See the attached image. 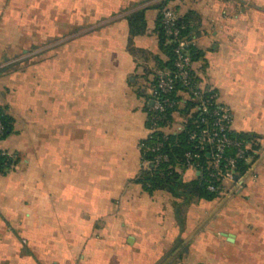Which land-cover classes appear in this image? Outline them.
Returning a JSON list of instances; mask_svg holds the SVG:
<instances>
[{
    "label": "crops",
    "instance_id": "0c3cea01",
    "mask_svg": "<svg viewBox=\"0 0 264 264\" xmlns=\"http://www.w3.org/2000/svg\"><path fill=\"white\" fill-rule=\"evenodd\" d=\"M165 2L191 14L199 84L264 150V0H0V107L13 119L0 148L18 158L0 175V264H264L263 160L213 200L136 181Z\"/></svg>",
    "mask_w": 264,
    "mask_h": 264
},
{
    "label": "built area",
    "instance_id": "2783aa9c",
    "mask_svg": "<svg viewBox=\"0 0 264 264\" xmlns=\"http://www.w3.org/2000/svg\"><path fill=\"white\" fill-rule=\"evenodd\" d=\"M179 19L180 16L175 10L171 8L162 10V21L166 34L176 42L174 48L175 69L161 72L155 89H152L151 114L149 117L147 116V120H150L151 123L148 127V136L156 131H164V134L167 135L183 129L181 122L179 128L173 131L174 121L170 122L166 119L169 109L176 104L167 95L172 93L176 84L180 82L187 87L188 98L195 102L194 110L200 113V121L189 136L193 143V149L184 153L183 160H177L174 164L169 163L167 169L170 170V173L190 170L200 174L203 170L201 161L204 159L206 189L211 193L225 196L241 178L237 174L239 163L245 161L251 163L253 157L248 150L249 144L231 135L234 129V116L232 110L220 102L219 93L210 89L208 91L210 94L207 96L206 88L200 84L193 85L191 82L194 62L187 49L192 42L187 37L180 35V29L176 27ZM173 116L175 118L176 113ZM164 121L165 123L161 124ZM4 132L5 125L0 120V143L3 140ZM141 147L140 142V149ZM161 147L162 143L159 142L152 149L158 152L152 161L155 166L170 161L169 155L160 151ZM0 153L11 156L9 152L1 148ZM149 163V161L142 160L141 168H147ZM236 176H238L237 179Z\"/></svg>",
    "mask_w": 264,
    "mask_h": 264
},
{
    "label": "trees",
    "instance_id": "16d2710c",
    "mask_svg": "<svg viewBox=\"0 0 264 264\" xmlns=\"http://www.w3.org/2000/svg\"><path fill=\"white\" fill-rule=\"evenodd\" d=\"M165 8H171L168 4L162 3L159 7V13L157 17V34L159 38V44L161 49L166 55V59H158L157 60V70L154 73L153 80L151 82L152 89L155 87L157 83V79L161 72L170 70L173 71L174 67V48L176 46V42L166 34L165 26L162 21V10ZM175 10V9H173ZM176 11V10H175ZM177 12V11H176ZM178 13V12H177ZM179 14V13H178ZM180 16V15H179ZM191 14L180 16V19L177 21L176 27L180 29V35L187 37L192 43L188 47V53L191 56L194 64L197 62L201 56L202 52L199 51L195 45L193 44V26ZM129 26H130V35L131 37L138 35L143 32L145 29V19L144 12L139 11L129 16ZM191 82L194 84H199V78L196 75V71L193 68L192 71V80ZM155 89V88H154ZM212 89L215 92L217 90L213 88H206V95L208 96L210 92L208 91ZM187 93V87L183 86L180 82L176 84L175 90L167 95L171 100L176 102L175 106L169 109L167 113V121L173 122L174 116L176 115L180 118L183 123V129L175 132L164 134V131H156L150 134L147 138L141 141V158L142 160L149 161V166L147 168H141L139 175L137 176L136 181L140 183L145 190L149 192H153L158 189H166L172 192H179L180 189L182 192H186L188 196L192 198L205 199V200H213L218 199L223 196H220L216 193H211L206 189V182L204 180L206 175V164L204 159L201 161L203 164V170H201L200 174L196 171L194 172V179L185 182L181 175V172H173L170 173V170L167 169L169 163H176L177 160H183L184 153L188 150L193 149V143L190 141L189 136L191 132L196 129L198 122L200 121V113L195 111L194 108L196 106L195 102L190 100L187 97L185 101L182 97V94ZM188 96V94H187ZM151 98L146 101L145 110L147 112V116L151 114ZM165 119V120H166ZM0 120L5 125V132L3 135V139L6 138L13 130V119L11 116L5 113L4 109L0 107ZM161 122V124H164ZM151 125L150 120H147V127ZM231 135L234 138L239 140H243L249 144V153L253 157L251 163L248 162H240L237 169V174L239 176L244 175L252 163L256 162L258 158L261 156V152L263 151V145L259 136L253 133L239 132L235 129L231 132ZM161 142L162 147L160 151L162 153H167L170 157L169 162H162L160 165L155 166L152 162L154 157L158 154L157 151H153V147ZM18 158L11 154L2 155L0 153V175H5L9 173L17 164ZM162 172V174H160ZM172 253V252H171ZM169 253V255L171 254ZM185 251H181L176 259H182Z\"/></svg>",
    "mask_w": 264,
    "mask_h": 264
},
{
    "label": "water",
    "instance_id": "95a60500",
    "mask_svg": "<svg viewBox=\"0 0 264 264\" xmlns=\"http://www.w3.org/2000/svg\"><path fill=\"white\" fill-rule=\"evenodd\" d=\"M151 104H152V102H151ZM237 178H238V176H236V179H237ZM226 236H227V238H228L229 241L232 242V241L234 240V239H233V237H234L233 234H226Z\"/></svg>",
    "mask_w": 264,
    "mask_h": 264
},
{
    "label": "rangeland",
    "instance_id": "374dc122",
    "mask_svg": "<svg viewBox=\"0 0 264 264\" xmlns=\"http://www.w3.org/2000/svg\"><path fill=\"white\" fill-rule=\"evenodd\" d=\"M44 48H45V47H43V50H44ZM261 155H262V156H261L260 159L264 161V150L261 152Z\"/></svg>",
    "mask_w": 264,
    "mask_h": 264
}]
</instances>
